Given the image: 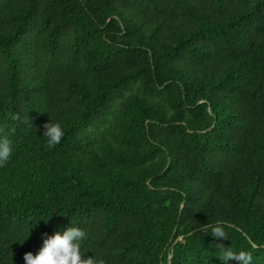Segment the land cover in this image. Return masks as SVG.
<instances>
[{
    "label": "trees",
    "instance_id": "1",
    "mask_svg": "<svg viewBox=\"0 0 264 264\" xmlns=\"http://www.w3.org/2000/svg\"><path fill=\"white\" fill-rule=\"evenodd\" d=\"M0 131V264H264V0H0Z\"/></svg>",
    "mask_w": 264,
    "mask_h": 264
},
{
    "label": "clouds",
    "instance_id": "2",
    "mask_svg": "<svg viewBox=\"0 0 264 264\" xmlns=\"http://www.w3.org/2000/svg\"><path fill=\"white\" fill-rule=\"evenodd\" d=\"M15 120L16 116H12ZM43 137L48 148H53L61 143L64 131L60 123L50 122L44 126ZM13 154V142L7 132L0 131V167L10 161ZM205 229H210V236L214 239H228L222 226L207 224ZM204 229V230H205ZM29 236V234H28ZM28 238V237H27ZM87 233L72 224L64 229L55 231L52 235L45 234L42 246L33 255L26 253L23 257L25 264H105V261L96 256L87 257L82 251ZM216 257L221 264H228L229 261H236L237 264H253V257L249 251L233 250L224 247L222 244L215 245Z\"/></svg>",
    "mask_w": 264,
    "mask_h": 264
},
{
    "label": "water",
    "instance_id": "3",
    "mask_svg": "<svg viewBox=\"0 0 264 264\" xmlns=\"http://www.w3.org/2000/svg\"><path fill=\"white\" fill-rule=\"evenodd\" d=\"M180 239H178L177 241H179Z\"/></svg>",
    "mask_w": 264,
    "mask_h": 264
}]
</instances>
